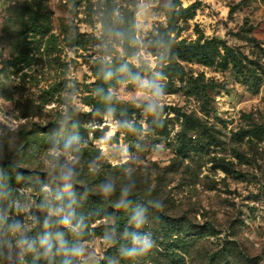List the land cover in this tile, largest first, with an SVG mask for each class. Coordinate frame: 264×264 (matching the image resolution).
Instances as JSON below:
<instances>
[{
  "label": "rangeland",
  "instance_id": "rangeland-1",
  "mask_svg": "<svg viewBox=\"0 0 264 264\" xmlns=\"http://www.w3.org/2000/svg\"><path fill=\"white\" fill-rule=\"evenodd\" d=\"M174 1L0 0V264H264V0H178L171 36L219 49L183 79L153 38ZM114 60L143 76L104 87Z\"/></svg>",
  "mask_w": 264,
  "mask_h": 264
},
{
  "label": "trees",
  "instance_id": "trees-1",
  "mask_svg": "<svg viewBox=\"0 0 264 264\" xmlns=\"http://www.w3.org/2000/svg\"><path fill=\"white\" fill-rule=\"evenodd\" d=\"M178 0H175L172 3L170 13H169V19H168V27H164L160 30V32L154 33V40L156 44H163L165 47V62H167V65L164 68V71L166 74H168L170 77H179L180 79H183L185 77V67L183 65V62H188L193 59L201 60L205 64L213 65L216 62V58L219 56V49L218 47L212 42L214 41H205L204 43H201L200 40L198 41H187L186 39L178 40V37H172V33L177 30L178 23L182 18H188L190 17V10L192 7H183L181 4L177 3ZM131 13V12H130ZM133 15V13H131ZM126 26L123 29L122 35L117 36V42L120 43V41L124 40L123 42V48L125 50L130 49L129 44L131 41V38L133 37V33L131 31L130 21H126ZM216 42H220L219 40L215 39ZM159 46V45H158ZM137 49V48H136ZM118 60H114L112 63H106L102 65L101 70L99 72V82L103 83L104 87H111L113 83L115 82V79H121V80H128L131 77H134L131 72L127 68H121L120 65H117ZM125 63V61H124ZM163 63V64H164ZM226 62V66H227ZM113 65H116L113 66ZM139 72V69L137 70ZM160 72L162 70L160 69ZM143 76V71H140L139 75L135 76L134 78L137 79L139 77ZM154 76L151 77L150 82L154 83ZM100 104V103H97ZM183 119L184 122L183 130H186L190 127H199L201 123V119L197 116H194L192 114H186L183 113ZM161 121L159 120V126ZM73 126L78 128L80 125L78 121L73 124ZM183 146L180 148L179 153L185 154L184 149L186 147L185 141H182ZM3 169V172L7 176L10 173V166L7 165L5 162H0V171ZM65 260H68L65 257ZM41 262V261H40Z\"/></svg>",
  "mask_w": 264,
  "mask_h": 264
},
{
  "label": "clouds",
  "instance_id": "clouds-1",
  "mask_svg": "<svg viewBox=\"0 0 264 264\" xmlns=\"http://www.w3.org/2000/svg\"><path fill=\"white\" fill-rule=\"evenodd\" d=\"M143 87H148L153 89V95L157 98L152 100L151 102H149V104L147 105V111L149 113L152 114H157L159 111H163V105L160 104L158 102L159 98L162 97L163 95H165V91L164 88L161 85L152 83V82H145L144 84H142ZM108 99L111 98V92H109V95L107 97ZM163 126V125H161ZM63 178L67 181L70 180L71 178V170H68L67 172L63 173ZM105 192H108L111 190V186H105ZM155 207L157 208H161L162 204L160 202H158ZM61 223L63 224H70L71 223V217L66 215L62 218ZM137 223H143V219L142 217H138L137 218ZM154 246V241L150 238L149 235L144 234V235H140V234H133L132 236V247L129 248H125L123 249L122 254L132 258V257H136L139 256L141 254H146L147 252H149ZM73 253L74 254H81L82 253V249L80 248H76L73 249Z\"/></svg>",
  "mask_w": 264,
  "mask_h": 264
}]
</instances>
